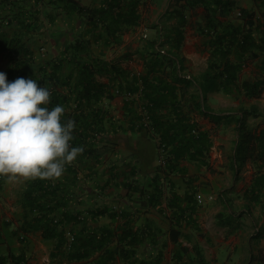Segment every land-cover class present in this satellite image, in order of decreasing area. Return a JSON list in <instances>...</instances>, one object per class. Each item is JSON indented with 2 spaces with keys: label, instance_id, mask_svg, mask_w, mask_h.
Returning <instances> with one entry per match:
<instances>
[{
  "label": "crops",
  "instance_id": "crops-1",
  "mask_svg": "<svg viewBox=\"0 0 264 264\" xmlns=\"http://www.w3.org/2000/svg\"><path fill=\"white\" fill-rule=\"evenodd\" d=\"M76 1L96 9L103 4V0ZM42 2L47 13L42 12L44 29L32 36L38 48L35 56L55 62L84 33L83 26L74 17L66 20L58 15L56 0ZM196 11L191 17L199 23L204 20V9L198 7ZM187 26L181 49L173 52L169 48L181 67L174 62L165 63L150 75L153 87L147 92L151 98L160 95L157 101L165 102L154 113L164 129L162 133L169 126L176 128L169 134L175 139L164 168L158 164L160 133H148L137 126L144 102L114 93L117 86L122 92L136 91L135 80L147 71L149 58L145 56L149 48L142 49L136 43L137 33H123L121 41L111 45L92 39L90 55L107 62V71L95 76L96 84L104 87L105 96L90 105L80 106L84 101L78 98L81 91L75 88L79 75L71 60L66 59L58 74L60 80L68 79L71 85L68 91L59 88L58 94L68 93L67 116L84 120L83 124L77 121L80 125L75 127L74 135L84 150L66 165L61 177L48 181L52 194L45 203L55 206L53 215L59 220L76 218L78 223L73 229L77 233L99 230L115 233L118 238L126 236V231L137 232L138 262L155 264L152 260L161 253V264H175L177 252L186 250L190 257L197 248L209 264H264V212L249 194L263 165L257 160L254 141L244 146L243 155L236 156L239 134L235 114L255 108L254 103L251 100L248 109L244 95L226 90L219 79L205 80L211 60L208 41L202 31H188ZM84 37L90 39L92 35L84 33ZM8 63L9 58L2 57L0 71L4 72ZM169 89L171 94L167 95ZM221 116L229 118L220 120ZM251 119L247 121L249 131L257 134L264 128V118ZM184 122L205 137L203 146L191 148L185 155ZM34 180L9 181L3 176L0 254L25 252L26 264H42L45 260L53 264L50 256L57 240L43 238L30 209V198L37 195V190L27 200ZM197 194L203 196L202 205L196 200ZM17 231L22 232L15 235ZM20 236L25 237L23 244ZM110 245L116 247L119 243L114 240ZM112 264L129 263L117 256Z\"/></svg>",
  "mask_w": 264,
  "mask_h": 264
},
{
  "label": "trees",
  "instance_id": "trees-1",
  "mask_svg": "<svg viewBox=\"0 0 264 264\" xmlns=\"http://www.w3.org/2000/svg\"><path fill=\"white\" fill-rule=\"evenodd\" d=\"M42 3V0H0V59L5 56L9 58L8 66L4 71L8 80L31 77L37 80L40 86L49 88L50 108L60 104L68 110L70 104L68 93L63 94V91H61L62 95L58 93H60L59 88L68 91L71 83L68 79L60 80L58 70L65 61L71 60L79 75L78 86L75 88L81 91L78 98L84 101V104L80 106L99 101L106 92L104 87L96 84L95 76L106 73L107 62L91 57L92 43L93 41L95 43L104 41V45L118 44L123 33L139 26L140 8L144 0H103V4L97 9L83 6L76 0H56L60 8L58 15H62L66 20L76 18L83 26L82 32L91 34L92 37L87 39L84 33L79 35L74 43L67 46L65 53L62 54L63 58L55 62L39 60L35 56L38 48L36 49L37 44L32 36L44 29L42 12L47 13L45 8L42 9ZM198 7L204 9V25L201 29L211 50V60L209 70L204 75L205 80L219 79L226 90L234 91L247 98H259L264 92V0H252L250 8L239 7L235 0H182L172 10H167L164 15L167 20H174L171 26L156 24L154 27L156 37L147 44L149 51L145 56V59L149 58L147 71L144 76L135 80L136 83L141 81L144 89L143 110L150 116L154 130L160 133L158 134L159 139L169 147L174 145L172 140L175 137L172 138L169 134L175 131V127L169 126L168 130L162 133L164 129L155 119V109L164 105L165 102L157 101L160 95L152 96V98L147 96V92L153 87L150 75L157 73L167 62L170 64L174 62L181 67V62L173 52L179 51L182 47L184 32L188 24L187 12L194 13ZM55 9L57 10L58 7ZM170 47L173 52L169 50ZM68 49L72 52H68ZM250 61H258L257 67L260 75L248 80L243 78V71ZM176 76L178 77L177 74ZM170 89L167 95L171 92ZM130 92L136 91L131 90ZM235 115L237 118L236 131L239 134L236 156L243 155L246 149L244 146L254 141L258 150L257 160L263 165L259 171L261 175L254 181L249 194L254 202L262 205L264 212V173H262L264 171V128L254 134L249 131L247 122L250 117L259 119L264 118V115L256 108L241 110ZM232 116L229 115L231 118ZM227 117L221 116L220 120ZM62 119L65 122L70 119L66 111ZM80 119L74 120L76 127ZM83 122L84 120H80L81 124ZM195 129L186 127L184 122V155L191 148H200L204 145V135L201 132L194 135L193 130ZM141 130L148 132L146 129ZM75 132L76 128L74 135ZM71 143L73 146H79L75 137ZM51 180L35 179L27 194L29 195L27 200L29 201L37 190V195L30 198V209L35 216L33 219L35 225L41 226L43 238L57 240L50 256L53 264H112L117 256H122L129 264H148L145 260L138 262L135 258V248L139 242L137 232L126 231L124 233L126 236L122 235L118 238L115 233L105 234L104 231L99 230L77 233L73 229V225L78 223L76 218L64 217L59 220L54 216L55 206L51 204L46 206L45 203L46 197L52 194V188L48 183ZM2 182L3 176H0V186ZM64 220L66 222H63ZM67 231L75 236L72 244L67 241ZM20 232L22 231L15 232V235ZM131 236L133 237L130 239ZM18 239L22 244L25 242L24 236ZM114 240L119 243L116 247L110 245ZM161 259V253H159L152 262L161 264ZM26 261L25 252L8 256L0 254V264H26ZM174 261L175 264H209L197 248H194V253L190 257L186 250L177 252L174 255Z\"/></svg>",
  "mask_w": 264,
  "mask_h": 264
},
{
  "label": "clouds",
  "instance_id": "clouds-1",
  "mask_svg": "<svg viewBox=\"0 0 264 264\" xmlns=\"http://www.w3.org/2000/svg\"><path fill=\"white\" fill-rule=\"evenodd\" d=\"M50 98L49 88L37 80L9 81L0 71V176L56 179L83 152L71 144L75 121L62 119L63 105L49 108Z\"/></svg>",
  "mask_w": 264,
  "mask_h": 264
},
{
  "label": "rangeland",
  "instance_id": "rangeland-1",
  "mask_svg": "<svg viewBox=\"0 0 264 264\" xmlns=\"http://www.w3.org/2000/svg\"><path fill=\"white\" fill-rule=\"evenodd\" d=\"M179 2H182V0H144V3L140 8L141 21L139 26L129 29L125 33H128L130 31L136 32L137 33V36L135 38L136 43L142 46V49H145L147 47V44L150 42V40L156 37V32L154 30L156 24H161L167 27V26H171L172 23H174L173 19L167 20L164 17V15L166 14L167 10H172L174 7L178 5ZM235 2L239 7L250 8L252 5V0H235ZM198 14L200 13L198 12L197 15ZM187 19L189 22L187 26L188 31L189 30L202 31L201 27H203L204 25L203 18L199 21V23H196V18L194 20V18L191 17V12H187ZM249 63L251 64H249L244 68L243 77L248 80H251L258 77L260 75V71H258V67H257L258 61H250ZM243 100L245 104H247L246 105L247 108L249 107L252 100L254 103L253 106L258 110V112L264 114V93L259 98L244 97ZM253 119L254 118H252L251 120ZM41 259L43 260L44 256L41 257ZM41 262L42 264L47 263L46 260Z\"/></svg>",
  "mask_w": 264,
  "mask_h": 264
},
{
  "label": "built area",
  "instance_id": "built-area-1",
  "mask_svg": "<svg viewBox=\"0 0 264 264\" xmlns=\"http://www.w3.org/2000/svg\"><path fill=\"white\" fill-rule=\"evenodd\" d=\"M137 75L140 76L141 73L138 72ZM137 88L138 89L136 90V92H130V91L122 92L120 88H115L114 93L116 95L124 96V98H126L127 100H142V96L144 94V89H143L141 81L138 82ZM141 118L142 119L139 120V122L137 124L138 128L144 129V130L146 129L148 131V133L150 132V133L155 134V130L152 127L151 118L146 111H144V110L142 111V117ZM193 134L197 135L198 130L197 129L193 130ZM158 153H159L158 164H159V166L164 168L168 164V161L171 157V152H170V147L167 146V144L162 142L160 139L158 140ZM211 199H213V198H211ZM196 200H197L199 205H202L204 203V199H203V196L201 194H197ZM66 237H67V241L69 244H72L74 242L75 236L72 232L67 231Z\"/></svg>",
  "mask_w": 264,
  "mask_h": 264
}]
</instances>
